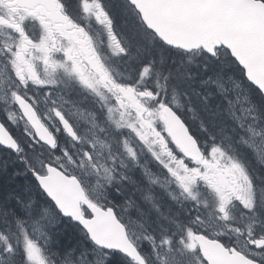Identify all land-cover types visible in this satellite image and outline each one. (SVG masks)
<instances>
[{
    "label": "rangeland",
    "instance_id": "1",
    "mask_svg": "<svg viewBox=\"0 0 264 264\" xmlns=\"http://www.w3.org/2000/svg\"><path fill=\"white\" fill-rule=\"evenodd\" d=\"M50 2L59 9L57 21H52L55 13L46 7L38 12L39 5L35 8L23 7L15 0H0V104L10 108L5 117L18 125L20 120L25 133L34 138L33 131L18 110V104L13 102L11 92L16 91L31 101L52 134L55 133L54 129L59 132L60 120L73 121L71 135L74 140H69L59 154L48 152L53 157L50 160L59 163L65 172L80 177L87 186L90 199L101 206L107 201L105 183L112 184V177L117 175L113 168L121 165L123 172L117 176L122 181H131L129 174L140 162L136 161L137 158L145 156L147 163L142 171L151 188L159 195L145 190L141 197L150 206L154 221L163 228L167 223L173 230L172 236H167L162 230L154 238L139 214L130 213L127 217L126 207L120 208L119 212L136 246L139 249L145 245L150 248V255L144 254L149 264H205L196 253L195 233L229 239L244 253L258 252L259 249L246 247V242L252 240L251 233L256 236L264 233V192L261 188L256 189L251 173L241 170L237 164L239 160L229 155L228 148L222 149L208 143L204 145L207 162L197 166L186 164L168 144L163 124V105L159 100L160 85L153 94L147 87L148 78H151L148 73L140 72L135 78L129 68V65H134L132 60H138L140 47L131 43L121 30L118 48L115 27L105 15L100 14L101 9L96 7L99 2H81L78 10L80 24L64 16L58 0ZM69 24H74V27H69ZM129 28L130 31L134 29L126 26V29ZM88 55L91 61L87 59ZM119 57L123 68L114 69ZM21 77L24 82L18 84L17 80ZM112 81H118L126 89L133 88L137 102L141 104L138 113L127 109L126 98L111 86ZM132 81L134 85H131ZM78 93L89 95V103L96 104V108L72 101L70 97L73 95V98L82 101ZM225 94L234 111L231 116L233 123L241 131L238 139L244 140L241 141V148L249 149L258 163L264 165V130L255 108L234 89L225 87ZM171 101L174 107L183 109L186 114L181 101L175 98ZM102 103L108 105L103 107ZM193 119L197 120V117ZM249 127L259 135L253 136ZM122 136L125 137V149L118 139ZM86 151L91 153V157L82 155ZM65 152L73 159L65 157ZM117 155L124 157L121 162ZM57 156H60V161L56 160ZM76 161L81 163L78 165ZM203 186L212 194L210 196L216 202L213 206L210 203H195L198 210L194 209L195 213L186 217L185 221L166 216L163 194L175 203H181L187 196L193 199L195 189ZM236 203H240L244 209L240 215L244 224L242 229L235 228L232 217L231 207ZM249 205H253L256 211H251ZM46 216L41 222L30 226L29 231V236L34 241L38 240L40 247L48 245L45 225L53 221L49 214ZM146 237H152V240ZM164 239L171 241L172 252L168 251L167 245H161ZM95 258L104 259V255L96 253ZM256 260L264 261L259 256Z\"/></svg>",
    "mask_w": 264,
    "mask_h": 264
},
{
    "label": "trees",
    "instance_id": "2",
    "mask_svg": "<svg viewBox=\"0 0 264 264\" xmlns=\"http://www.w3.org/2000/svg\"><path fill=\"white\" fill-rule=\"evenodd\" d=\"M82 1H97L102 4L108 17L107 20L113 24L115 31L121 33L122 30L131 43L140 47L141 52L138 53L137 62L132 60L133 67L129 65L133 76L136 77L147 66L149 68L148 75L151 77L148 78L149 83L153 81L155 87V90L153 87V92H156L157 87L161 84L158 91L160 97L165 93L163 99L165 104L172 106V98L181 101L183 108L186 109V114L183 109L174 108L188 123L199 144L203 148L206 143L222 149L228 148L229 155L236 157L240 166L246 172L251 173L255 179L256 189L261 188V191L264 192V165L258 163L249 149L241 148L242 143L238 139L239 135L237 136L238 125H234L229 114L232 108L228 105L229 98L225 94V87L248 96L257 110L263 130L264 97L247 83L244 71L232 59L230 53L224 49L219 50V61L214 63L208 59L204 52L184 54L166 47L145 27L140 15L127 0H58V3L61 4L64 14L70 21L80 24L78 10ZM126 26L134 27L131 30L132 33L130 28L126 29ZM123 62L128 65L125 59ZM233 82L234 86L232 87ZM238 84L242 86H238ZM241 87L243 88L241 89ZM81 96L84 103L89 105V95L81 94ZM7 109L10 112L9 107L0 104V120L4 125H7L8 130L19 141L20 151L14 153L0 149V237H2L0 238V250L6 249L9 244L14 249L13 254L0 255V264H26L23 257L25 244L21 228L26 229L29 234L30 226L41 222L48 214L53 221L47 222L45 225L48 245L42 247L47 264H62L66 254L72 249H75L77 253L91 251L94 246L85 231L72 220L65 219L56 212L52 202L37 187L29 172V164H35L37 160L54 162L43 153L41 146L25 133L26 129L20 120L18 125L5 117ZM194 116L197 117V120L192 119ZM64 141L66 145L68 143L67 136ZM171 147L176 150L175 147ZM228 149L226 150L228 151ZM234 153L235 155H233ZM130 177L132 183L134 180L137 181L138 186L133 188V185L128 182L121 184L113 180V185L107 186L109 198L107 204L110 207H116L117 212L124 206V203L131 204L132 214H139L147 224L148 230L155 234V237L162 230H165L167 236H172L173 230L167 223L163 228L154 221L150 206L148 207L145 199L141 197L149 188L143 177L138 174L134 175V173H130ZM154 194L159 195L156 191ZM200 201L203 204L210 203L212 206L216 203L214 198L204 191L200 192ZM164 202L166 205L163 206V211L166 216L168 218L175 217L180 221H185L186 217L195 213L194 209L197 210L193 200H188L182 206H177L168 197H164ZM239 204L236 203L231 207V210L235 228L242 229L244 224L240 215L244 209ZM217 239L227 247L234 246L229 239ZM149 250L150 248L145 245L141 252L149 256ZM199 258L201 259L200 256ZM114 264H131V261L118 255L114 257Z\"/></svg>",
    "mask_w": 264,
    "mask_h": 264
},
{
    "label": "water",
    "instance_id": "3",
    "mask_svg": "<svg viewBox=\"0 0 264 264\" xmlns=\"http://www.w3.org/2000/svg\"><path fill=\"white\" fill-rule=\"evenodd\" d=\"M128 1L140 14L146 28L167 47L191 54L206 53L208 48L216 49L217 45H222L219 49H225L237 58L235 61L245 71L248 82L252 81L249 82L251 85H264V5L256 0H135V6ZM260 92L264 96V91ZM18 108L38 141L54 150L51 145L56 144V140L30 101L18 104ZM163 114L172 144L188 160L202 162L205 154L186 122L170 106L164 108ZM7 138L0 121V140ZM47 179L59 203L79 215L81 220L88 219L82 211L87 207L86 200L95 204L101 213H107L109 208L104 209L87 197L77 177L53 169L47 173ZM113 212L117 222L126 229L114 209ZM92 220V230L105 243H122L124 238H129L127 230L126 237L122 238L106 215L97 217L93 213ZM194 240L207 264H250L246 255L235 248H227L218 240L202 234H195Z\"/></svg>",
    "mask_w": 264,
    "mask_h": 264
},
{
    "label": "snow or ice",
    "instance_id": "4",
    "mask_svg": "<svg viewBox=\"0 0 264 264\" xmlns=\"http://www.w3.org/2000/svg\"><path fill=\"white\" fill-rule=\"evenodd\" d=\"M133 3V6H135V0H131ZM257 3L260 5H264V0H257ZM97 8L101 9L100 14L106 16L105 11L103 10L102 4L97 3ZM31 38V37H29ZM222 47V45H217L216 49L208 48L206 50V55L208 59L214 63H217L220 58V52L218 49ZM234 60L237 59L235 56L232 57ZM243 66V65H241ZM144 73H148L149 68L146 66L143 69ZM247 78V77H246ZM23 78H19L17 80V83H23ZM252 83V81H249ZM35 83H40V81H35ZM256 87L257 91H264V85H254ZM11 96L13 98V102L17 104H23L28 103L29 101H26L24 97L19 95L16 91L11 92ZM67 127V125H65ZM6 134L8 136L7 139L0 140V149H5L9 152H18L20 151L19 147V141L16 140L14 134L8 130L7 125H4ZM249 132L252 133L253 136L259 135V133H256L253 131L251 127H249ZM69 133H72V129H69ZM254 147V145H250ZM51 147L54 150H58L57 145L55 143H52ZM65 157H67L69 160L73 159L70 154L67 152L63 153ZM85 157H91L90 152H84L82 154ZM57 161H60V156L56 157ZM23 162V161H22ZM93 164H95V160L93 159ZM76 163L79 165L81 162L76 161ZM59 163H52L47 160H37L35 164H29V172L31 176L34 178L35 183L37 187L44 192L49 200L52 202V206H54L55 211L58 212L63 217L69 218L73 222H75L77 225H79L84 231L85 234L88 236L89 240L93 244V249L91 251H85L82 253H77L75 249H72L66 254V257L62 264H114V257L115 256H124L128 258L131 261V264H146V260L139 250V248L136 247V244L130 239V238H124L126 237V229L121 226L119 222H117L113 209L109 208L107 210V213H101L100 209L96 207L95 204L90 203L89 201H85V204L87 207L84 208V215L85 217H88L87 220H81L80 216L77 215L75 212H69L66 210L63 205H61L56 198L55 194L53 193L49 181L47 179V173L50 170H59L60 169ZM105 172L108 170L105 168ZM248 208L255 212L256 208L253 205H249ZM91 209V211H89ZM93 213L99 217L100 215H106L107 218L111 219L112 223L115 225V228L119 231V234L123 239L122 243H105L97 238L94 231L91 228L92 223L94 221L92 220ZM19 225V221L17 222ZM21 232L24 237V244L25 247L23 249V257L26 261V264H47V260L43 255V249L39 246L38 240H32V238L29 236L26 229L21 228ZM252 240L246 242V247L249 248H256L259 249L258 252H246L244 255L247 256V258L250 261V264H256V257L259 256L260 259H264V233H262L260 236H256L254 233H251ZM2 238V237H0ZM148 240H152V237H146ZM254 241V242H253ZM161 245H167L168 251L172 252L173 249L171 247V241L169 239H164L161 241ZM239 250V249H238ZM14 249L9 244L8 247L4 250H0V255L4 254H13ZM96 253H103L104 259L95 258ZM178 264V262H177Z\"/></svg>",
    "mask_w": 264,
    "mask_h": 264
},
{
    "label": "flooded vegetation",
    "instance_id": "5",
    "mask_svg": "<svg viewBox=\"0 0 264 264\" xmlns=\"http://www.w3.org/2000/svg\"><path fill=\"white\" fill-rule=\"evenodd\" d=\"M16 1V3H20L23 7H27V6H30V7H36V6H38L39 5V7H38V9H37V11L38 12H41V11H44L45 10V7L47 8V9H49V10H53L54 11V17L52 18V21H57L58 19H59V17H60V15H58V13H57V11H59V9L58 8H56V7H54L52 4H51V2H50V0H15ZM41 3V4H40ZM43 5H45V6H43ZM56 5H57V3H56ZM61 11H62V9H61ZM34 13H36V12H34ZM33 13V14H34ZM39 14H41V13H39ZM76 26V25H75ZM68 27V26H67ZM69 27H71V28H73L74 27V24L72 25V24H69ZM20 29L22 30V27L20 26ZM118 34V35H117ZM117 34L115 33V41H116V45L118 46V48H120V41H121V33L119 32V31H117ZM87 59H89L90 60V56L88 55L87 56ZM91 61V60H90ZM98 65V64H97ZM121 68H123V66L121 65V60H120V57H119V59H116V61H115V67H114V69H121ZM104 76L107 78L108 77V75L107 74H104ZM107 79H109V78H107ZM131 85H132V82H131ZM111 86H113L114 87V89L116 90H119L120 91V93H122L123 94V96L126 98V100H127V102H128V105H126V107H127V109L129 108V109H133L136 113H138V111L141 109V104L140 103H138L137 102V94H136V92L133 90V88H129V89H126V88H124L123 87V85L121 84V83H119L118 81H112L111 82ZM71 99H72V101H80V102H82L83 104H85L83 101H81L80 99L79 100H76L75 98H73V96L72 97H70ZM81 104V103H80ZM86 105V104H85ZM87 106V105H86ZM39 113V112H38ZM40 115V114H39ZM107 115L110 117V114H109V111H108V113H107ZM61 121V124H58V128H59V132L57 131V130H55L54 129V134H52L53 136H54V138L56 139V142H57V146L59 147V151L57 152H54V153H56V154H59V152H60V149L61 148H63V141H64V137H65V134H63V133H68L69 134V129H73L74 127V125H73V121H69V119L68 120H60ZM65 125H67V127L65 126ZM52 128H54V127H52ZM51 133H52V131H50ZM71 137V139H73L74 140V138L72 137V135L71 134H69ZM76 142V141H75ZM42 150H43V152H45L47 155H50V154H52V152H50L49 150H47L45 147H43L42 146ZM50 154H49V153ZM53 153V154H54ZM121 167V166H120ZM75 176V175H74ZM79 178V177H78ZM80 180H81V182H82V184H83V186H84V188L85 189H87L86 187V185H85V182L80 178Z\"/></svg>",
    "mask_w": 264,
    "mask_h": 264
},
{
    "label": "bare ground",
    "instance_id": "6",
    "mask_svg": "<svg viewBox=\"0 0 264 264\" xmlns=\"http://www.w3.org/2000/svg\"><path fill=\"white\" fill-rule=\"evenodd\" d=\"M234 125H235V124H234ZM236 125H237V124H236ZM236 128H237V127H236ZM237 130H238V129H237ZM235 132H237L236 129H235ZM240 132H241V131H240ZM240 132H239L238 134L236 133L237 136L240 134ZM207 134H208V133H207ZM210 134H212V133H210ZM213 136H214V135H213ZM237 136H236V137H237ZM210 137H211V136H210ZM233 137H234V136H233ZM238 137H239V136H238ZM215 138H216V137H215ZM247 150H248V149H247ZM249 153H250V152H249ZM251 154H252V153H251ZM253 157H254V156H253ZM244 163H245V162L243 161V164H244ZM136 191H137V190H136ZM148 207H149V206H148ZM57 217H58V216H57ZM151 221H152V220H151ZM196 249H197V247H196ZM196 253H197V252H196ZM198 254H199V252H198ZM199 256H200V255H199Z\"/></svg>",
    "mask_w": 264,
    "mask_h": 264
}]
</instances>
